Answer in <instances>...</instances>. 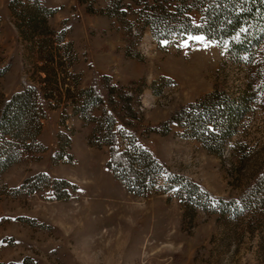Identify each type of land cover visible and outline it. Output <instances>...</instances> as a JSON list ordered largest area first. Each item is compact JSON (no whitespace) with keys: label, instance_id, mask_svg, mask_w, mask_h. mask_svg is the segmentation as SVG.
Listing matches in <instances>:
<instances>
[{"label":"rangeland","instance_id":"374dc122","mask_svg":"<svg viewBox=\"0 0 264 264\" xmlns=\"http://www.w3.org/2000/svg\"><path fill=\"white\" fill-rule=\"evenodd\" d=\"M12 1L0 0L4 97L39 86L41 67H51L40 58L47 57V49L42 52L24 38L25 25L12 12ZM20 1L52 10L44 34L52 57L61 58V98L57 94V106L46 109L37 143L0 172V264H264V214L208 212L197 202L181 203L175 187L131 194L106 165L108 146L88 143L94 125L72 111L76 91L94 85L102 107L131 126L117 118L115 128L134 133L161 164L160 185L168 173L182 175L215 198L238 199L264 171V98L240 120L221 157L184 137L176 124L167 134L151 127L213 91L236 99L251 67L229 59L224 45L203 35H196L202 41L187 35L157 43L134 12L124 7V17L109 16L105 11L112 0ZM122 2L138 9L132 0ZM192 16L198 23L200 16ZM259 50L254 61L264 66L263 44ZM108 86H113V105L107 104ZM122 93L130 95L133 115L121 108L117 95ZM103 108L90 113L98 117ZM38 175L44 179L31 190ZM48 181H65L58 192L64 197L45 186Z\"/></svg>","mask_w":264,"mask_h":264},{"label":"trees","instance_id":"16d2710c","mask_svg":"<svg viewBox=\"0 0 264 264\" xmlns=\"http://www.w3.org/2000/svg\"><path fill=\"white\" fill-rule=\"evenodd\" d=\"M132 1L138 8L136 11L131 5H123L122 0H112L105 12L116 19L126 15L125 9L134 12L143 29L147 28L157 43L171 36L183 38L187 35H203L208 40L224 45L229 59L251 67L244 88L236 99H230L224 91H213L196 102L178 107L160 126L151 127L153 132L167 134L170 124H176L182 128L184 137L197 140L206 151L221 157L227 140L235 133L240 120L252 110L251 106L264 98V66L254 61L260 54V46H264V0ZM10 8L25 25L24 38L42 52L47 49L45 58L48 59L40 58L51 67H41L44 76L40 78L39 86L29 85L9 97L0 93V172L37 143L46 109L57 106L54 105L59 101L54 98L57 94L61 98L57 71V68H61V58L56 60L52 57V44L44 34V19L52 10L40 6L36 1L33 5H25L20 0H13ZM192 12L200 16L198 23L194 21ZM36 35L41 38L35 39ZM65 91L68 100L71 93L69 89ZM76 94L77 97L72 98L73 113L80 114L84 121L94 125L88 143L96 147L108 146L106 165L131 194L145 196L148 193H165L175 187V196L181 203L197 202L208 212L222 215L234 212L264 214V171L254 178L238 199L215 198L182 175L168 173L160 185L161 164L136 141L134 133L115 128L117 118L126 128L129 126L118 113L115 115L114 111L102 107L104 100L96 87L90 85L76 91ZM106 96L107 104L113 105V86L107 87ZM117 98L120 99L121 108L133 115L130 95L122 93ZM92 108H103L102 113L95 117L90 113ZM60 137L61 133L58 134V140ZM120 139L125 141L123 148L119 146ZM42 178L44 175H38L36 181L32 180L30 189ZM53 184L48 181L45 186H50L58 198L64 197L58 195L59 188L68 184L65 181Z\"/></svg>","mask_w":264,"mask_h":264},{"label":"snow or ice","instance_id":"6c2138e0","mask_svg":"<svg viewBox=\"0 0 264 264\" xmlns=\"http://www.w3.org/2000/svg\"><path fill=\"white\" fill-rule=\"evenodd\" d=\"M241 31H243V29H241ZM190 39L202 41L203 37L196 36V37H190Z\"/></svg>","mask_w":264,"mask_h":264}]
</instances>
